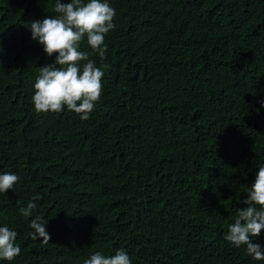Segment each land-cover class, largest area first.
Masks as SVG:
<instances>
[{
  "label": "trees",
  "instance_id": "1",
  "mask_svg": "<svg viewBox=\"0 0 264 264\" xmlns=\"http://www.w3.org/2000/svg\"><path fill=\"white\" fill-rule=\"evenodd\" d=\"M70 3V0H62ZM102 95L87 121L37 114L52 64L30 23L55 0H0V227L21 253L0 264H264L224 240L264 166V0H108ZM82 51L91 53L86 41ZM49 244L29 233L31 198ZM264 249V230L252 241Z\"/></svg>",
  "mask_w": 264,
  "mask_h": 264
},
{
  "label": "clouds",
  "instance_id": "2",
  "mask_svg": "<svg viewBox=\"0 0 264 264\" xmlns=\"http://www.w3.org/2000/svg\"><path fill=\"white\" fill-rule=\"evenodd\" d=\"M54 13L42 21L30 23L31 38L43 46L48 57L55 54L52 64L39 68L32 103L37 114H60L67 109L87 121L101 98L104 75L90 55L106 60L105 37L115 29L116 12L108 0H70V3L55 0ZM85 41L91 53L81 50ZM18 180L15 174H0V194L13 191ZM246 194L247 198L240 201L245 207L238 209L224 240L237 249L246 246L248 256L264 261V249L252 242L264 230V166L259 167ZM40 199L39 195L33 196L25 207L19 208V214L33 217L37 208L34 201ZM46 223L41 215H35L29 223L31 239L42 241L41 246L51 240ZM17 235L7 225L0 227V261L11 262L20 255ZM84 264H132V260L120 249L111 256L97 251L85 259Z\"/></svg>",
  "mask_w": 264,
  "mask_h": 264
}]
</instances>
